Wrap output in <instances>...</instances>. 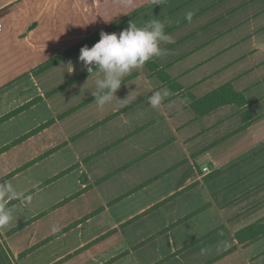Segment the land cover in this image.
Instances as JSON below:
<instances>
[{"label":"crops","instance_id":"1","mask_svg":"<svg viewBox=\"0 0 264 264\" xmlns=\"http://www.w3.org/2000/svg\"><path fill=\"white\" fill-rule=\"evenodd\" d=\"M153 1L0 0V126L45 104L50 112L0 149L4 181L42 165L17 198L0 202L18 208L0 229L12 264H264V175L256 180L264 160L242 164L260 153L258 134L222 158L215 149L236 131L253 132L264 107L254 114L250 105L264 96L199 114L192 96L204 95L186 98L181 88L161 92L153 109L147 98L161 88L146 78L147 92L124 103L118 94L98 108L94 90L54 108L47 96L57 85L41 87L33 76ZM231 120L235 127L222 131ZM50 186L53 197L25 199Z\"/></svg>","mask_w":264,"mask_h":264},{"label":"rangeland","instance_id":"2","mask_svg":"<svg viewBox=\"0 0 264 264\" xmlns=\"http://www.w3.org/2000/svg\"><path fill=\"white\" fill-rule=\"evenodd\" d=\"M188 12L193 13L190 22L185 18ZM151 19H159L165 24V31L172 37L174 43H162L160 47L166 50V54L132 70L115 95L130 98L139 93L145 94L148 87L145 82L147 78L150 85L159 86L160 92L163 93L188 88L186 98L193 94L207 97L227 84H231L236 92L242 94L244 92L240 91L248 88L244 94L247 101L252 102L264 96V0H154L115 23L111 26L113 29L110 33L121 32L128 27L130 21L142 27ZM95 43L96 41L76 43L70 51L57 55L34 69L33 76L41 87L57 85L51 88L47 96L52 106L57 103L54 108L59 103L64 105L77 99H84L87 93L95 90V80L99 74H89L78 59L82 47L90 48ZM166 80L170 81L169 85L163 87ZM260 80L262 82L258 83ZM174 99L183 100L182 97ZM250 107H254L255 114L264 107V97L261 103L253 102ZM37 111L41 112L37 114L36 111H29L14 122L0 126V149L3 150L7 142L16 140L21 130L30 128L35 118L50 115L47 104L39 106ZM235 124V120L224 122L221 129L224 131L227 127L234 128ZM252 131L248 134L243 129L224 138L215 147L218 156L222 158L226 152L238 149L241 144L249 142L256 133L258 136L257 138L254 136L252 142L259 144L257 147L260 153L243 161L242 164L244 167L259 164L264 160V120L256 123ZM46 138L47 136L44 140ZM36 141L38 140L35 139L24 146L26 151L30 152L32 148L37 147ZM243 147L244 145L241 146ZM30 154L27 156L28 159L32 157ZM9 158L13 159L14 154ZM7 160L0 158V182L5 180L1 177L7 172L4 164ZM41 169L42 165H39L28 170L23 179H32L37 173L40 174ZM228 173L227 171L225 175ZM262 175L264 171L256 180ZM7 176V179L11 178ZM23 179L10 182L17 193L23 190ZM256 180L254 178L250 181ZM33 194L35 195L31 202L53 197L55 190L50 186L44 192L37 191ZM258 211L259 209H256L253 213ZM16 212L18 208L12 210L13 215ZM97 222H92V230L95 229Z\"/></svg>","mask_w":264,"mask_h":264},{"label":"clouds","instance_id":"3","mask_svg":"<svg viewBox=\"0 0 264 264\" xmlns=\"http://www.w3.org/2000/svg\"><path fill=\"white\" fill-rule=\"evenodd\" d=\"M192 16L193 13L188 12L185 18L190 22ZM162 43L170 44L174 43V40L166 33L163 22L159 19H151L142 27L130 21L128 27L119 33L109 34L101 31L98 42L90 48L84 46L80 49L78 59L83 68L89 74H99L95 80V91L91 94L98 108L110 104L114 98L117 99L115 94L132 70L166 54V50L160 47ZM163 99L161 92L156 91L147 98V102L155 109L162 104ZM126 100L127 98L121 103ZM183 102L188 101L185 99ZM18 195L10 182H0V201L15 199ZM25 199L30 201L31 197ZM12 220V210L0 203V229L8 226ZM58 230L57 227L52 229L53 232Z\"/></svg>","mask_w":264,"mask_h":264},{"label":"trees","instance_id":"4","mask_svg":"<svg viewBox=\"0 0 264 264\" xmlns=\"http://www.w3.org/2000/svg\"><path fill=\"white\" fill-rule=\"evenodd\" d=\"M111 29H113V27L110 26L106 28L103 32L110 34ZM99 39H100V33L98 35H95L87 39L85 42L88 41L98 42ZM146 63H149V61ZM192 99L194 102L192 107L199 114L210 112L211 110H214L218 107L227 104H236L239 107H243L246 105V99L244 95L242 93L236 92L231 84H227L217 89L216 91L210 93L207 97H204L202 99L196 100L193 96ZM0 264H12L10 253L3 245L1 240H0Z\"/></svg>","mask_w":264,"mask_h":264},{"label":"built area","instance_id":"5","mask_svg":"<svg viewBox=\"0 0 264 264\" xmlns=\"http://www.w3.org/2000/svg\"><path fill=\"white\" fill-rule=\"evenodd\" d=\"M2 30V27H1V25H0V31ZM204 170H207V169H204Z\"/></svg>","mask_w":264,"mask_h":264}]
</instances>
